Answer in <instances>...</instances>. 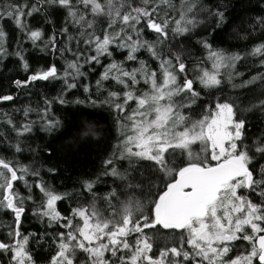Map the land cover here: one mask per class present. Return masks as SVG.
Masks as SVG:
<instances>
[{"label": "snow or ice", "instance_id": "snow-or-ice-1", "mask_svg": "<svg viewBox=\"0 0 264 264\" xmlns=\"http://www.w3.org/2000/svg\"><path fill=\"white\" fill-rule=\"evenodd\" d=\"M228 7L203 0H180L178 6L175 0H8L0 5V61L14 55L30 72L12 84L21 89L38 81L63 82L61 92L45 98L42 109L29 106L23 115L35 111L44 130L54 131L60 121L51 106L69 103L67 92L79 84L89 95L74 102L113 110L121 137L103 161V171L81 180L89 199L67 216L57 203L68 193L49 186L34 164L0 155V210L13 217L11 223L0 222V256L7 257L6 264H36L29 241L38 245L42 237L21 231L26 201L36 203L33 186L41 194L33 214L56 228L49 237L56 246L49 264H264V133L247 135L245 116L256 109L264 112V93L247 107L216 96L225 77L231 82L242 75L236 66L245 56L259 57L264 65V39L242 55L201 38L197 43L206 52L202 61L191 60L182 44L172 43L176 36L190 38L209 17L211 29L220 28ZM50 9L66 15L63 26L57 31L53 25L45 40L44 30L32 28L27 19ZM8 25L34 46L42 42L53 54L59 52L65 58L62 70L51 63L30 71L19 41L17 50L9 51ZM257 32L264 36V12L238 35L248 40ZM124 49L125 59L116 60L114 53ZM142 52L148 59L138 55ZM102 58L112 59L104 64ZM86 65L89 70L103 68L94 85L82 82L88 76ZM257 80L264 83V74L233 87ZM202 94L214 100L200 105L204 111L197 118L193 106ZM14 99L0 95V101ZM4 116L16 133L15 152L21 153L20 138L33 131L35 121L16 123L8 113ZM81 134L96 132L86 125ZM145 161L150 162L147 167ZM29 176L39 179L30 185ZM102 176L113 178V186L103 193L97 191ZM19 182L27 195L18 191Z\"/></svg>", "mask_w": 264, "mask_h": 264}, {"label": "trees", "instance_id": "trees-1", "mask_svg": "<svg viewBox=\"0 0 264 264\" xmlns=\"http://www.w3.org/2000/svg\"><path fill=\"white\" fill-rule=\"evenodd\" d=\"M8 0H0V5ZM206 5L214 6L218 3L228 5L226 23L220 28L211 29V18H208L207 25L203 28L196 29L191 37L176 36L172 41L174 44H182L187 53L190 54L191 60L200 61L206 57L203 47L197 43L201 38H207L213 43L214 47H221L233 52H240L244 55L250 51L251 47L264 39L259 32L250 36L248 40L240 38L238 33L247 28L252 17H256L264 12V0H203ZM65 13L63 10L50 9L47 14L30 17L27 23L32 28H42L45 33V40L53 31V25L58 31L64 24ZM178 18V15L172 13ZM50 21V22H49ZM9 33V51L17 50V42H20V48L23 51L25 59L30 65V71L39 67H48L51 63H56L57 68L62 70L65 66V58L59 52L53 54L52 51L45 48L42 42H37L34 46L32 41L28 40L24 33L15 29L11 25L6 26ZM72 31V29H70ZM148 39H154L151 34L147 35ZM127 50H117L114 53L116 60H124ZM142 59H148L147 53H138ZM71 58L70 56L68 57ZM112 58H102V63L106 64ZM132 66V62H128ZM191 68V62L189 64ZM85 72H88L86 80L82 82H91L99 78L103 71L101 65H95L94 70H89L86 65ZM236 71L242 75L234 76L229 82L227 77L221 85L223 91L216 90V96H227L230 99H237L241 107H247L249 102L256 103L257 99L264 93V83L257 80L254 84L246 87H233V84L239 85L242 81H247L253 76L264 74V65L259 57L245 56L236 66ZM30 72L26 73L16 56H9L7 59L0 61V95L12 94L15 99L12 101H0V155L8 158L18 159L24 164H34L40 171V177L47 182L49 186L57 192L68 193L69 197L65 200L58 201L57 207L64 215L70 214V209L77 203L84 204L89 199L88 195L81 189V180L85 177L94 178L103 171V161L113 152L114 146L118 143L120 137L119 126L116 121V113L106 106H93L89 103L78 104L76 99L86 100L88 93H85L83 87L78 84L76 89H72L66 94V99L70 101L66 104L53 103L51 113L60 121V126L54 131H45L42 122L39 120L35 111L31 112L28 117L23 115V110L29 106L32 109H42L45 98L52 99L57 96L62 88L61 80L38 81L27 88L17 89L12 81L14 79H25ZM111 86V85H110ZM113 90H118L114 88ZM207 92V90H205ZM95 98V97H93ZM214 100L211 95L202 94L197 104L193 106L197 111L194 113L197 118L204 109L200 108L201 104H210ZM8 115L16 122L35 121L33 131L20 138L21 147L24 149L21 153H16L13 145L17 142L16 133L5 123ZM247 118V135L259 136L264 133V112L259 109L245 112ZM86 125H91L96 132L95 136L84 137L81 133ZM51 150V155H49ZM150 162H142L144 167ZM264 163V161H261ZM123 167H127V162H121ZM55 167L54 173H49L48 168ZM29 184L33 185L39 177H27ZM102 183L97 185V191L106 192L113 186V178L101 177ZM118 183V182H117ZM17 189L22 194L27 195V189L23 182L17 184ZM36 203L26 201V212L22 218L21 231L25 234L35 233L42 237L39 244H33L29 241V247L32 248L36 264L49 263L51 256L55 254L56 246L49 238L55 235L56 228L48 227L46 219L34 215L38 208L40 192L35 186L32 187ZM12 215L10 212L0 210V222L11 223ZM66 231V230H65ZM149 234H151V230ZM164 233H172V236L178 235V230H162ZM4 229L0 228V237L3 236ZM158 243H160L158 241ZM169 245L174 243L172 237H169ZM187 247V246H186ZM153 252H156L154 245ZM0 261L6 264L7 257L0 256Z\"/></svg>", "mask_w": 264, "mask_h": 264}, {"label": "rangeland", "instance_id": "rangeland-1", "mask_svg": "<svg viewBox=\"0 0 264 264\" xmlns=\"http://www.w3.org/2000/svg\"><path fill=\"white\" fill-rule=\"evenodd\" d=\"M175 2L177 3V6L179 5V3H180V0H175ZM176 14V13H175ZM207 22H209V21H207ZM207 22H206V25H207ZM203 28V26H200V27H198L197 29L198 30H200V29H202ZM202 60H204V59H202ZM202 60H200V61H202ZM209 67H210V62H209ZM56 251V250H55ZM79 255V254H78ZM47 264H49V263H47Z\"/></svg>", "mask_w": 264, "mask_h": 264}]
</instances>
